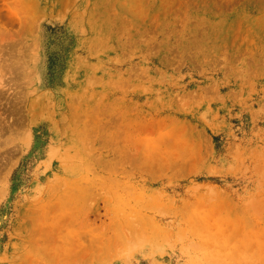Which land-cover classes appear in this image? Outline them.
<instances>
[{"label":"rangeland","instance_id":"obj_1","mask_svg":"<svg viewBox=\"0 0 264 264\" xmlns=\"http://www.w3.org/2000/svg\"><path fill=\"white\" fill-rule=\"evenodd\" d=\"M0 264H264V0H0Z\"/></svg>","mask_w":264,"mask_h":264},{"label":"bare ground","instance_id":"obj_2","mask_svg":"<svg viewBox=\"0 0 264 264\" xmlns=\"http://www.w3.org/2000/svg\"><path fill=\"white\" fill-rule=\"evenodd\" d=\"M11 65V64H10Z\"/></svg>","mask_w":264,"mask_h":264}]
</instances>
